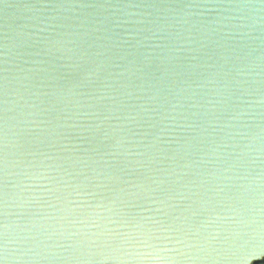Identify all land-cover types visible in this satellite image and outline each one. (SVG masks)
<instances>
[{
    "label": "water",
    "instance_id": "95a60500",
    "mask_svg": "<svg viewBox=\"0 0 264 264\" xmlns=\"http://www.w3.org/2000/svg\"><path fill=\"white\" fill-rule=\"evenodd\" d=\"M0 264H264V0H0Z\"/></svg>",
    "mask_w": 264,
    "mask_h": 264
},
{
    "label": "snow or ice",
    "instance_id": "6c2138e0",
    "mask_svg": "<svg viewBox=\"0 0 264 264\" xmlns=\"http://www.w3.org/2000/svg\"><path fill=\"white\" fill-rule=\"evenodd\" d=\"M63 68V66H56V67H51L47 69L48 73H59L61 71V69ZM77 71H79V69H76ZM62 78V77H61Z\"/></svg>",
    "mask_w": 264,
    "mask_h": 264
}]
</instances>
